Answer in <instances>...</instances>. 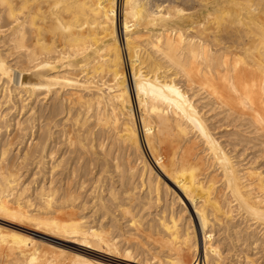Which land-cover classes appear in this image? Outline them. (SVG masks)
<instances>
[{
    "label": "bare ground",
    "instance_id": "obj_1",
    "mask_svg": "<svg viewBox=\"0 0 264 264\" xmlns=\"http://www.w3.org/2000/svg\"><path fill=\"white\" fill-rule=\"evenodd\" d=\"M0 218L92 251L0 264H264V0H0Z\"/></svg>",
    "mask_w": 264,
    "mask_h": 264
},
{
    "label": "rangeland",
    "instance_id": "obj_2",
    "mask_svg": "<svg viewBox=\"0 0 264 264\" xmlns=\"http://www.w3.org/2000/svg\"><path fill=\"white\" fill-rule=\"evenodd\" d=\"M120 11V10H119ZM119 24H120V12H119ZM26 169H23V171H25ZM33 172V171H32ZM32 172H30V170H29V177H30V175H31V173ZM24 175H26V172H24ZM29 177H28V175H27V177H25V179H29ZM90 188V187H89ZM89 215H90V213H89ZM0 227H1V229L4 231H14V230H16L15 232L16 233H18L19 232V234H21V233H23V234H21V235H24V236H28V237H31V238H33V239H36L37 241H43L44 243H47V242H49V243H47V245L49 244V247H54V246H57V247H59V248H62V249H65L66 251L68 250V253H73L74 251H80L81 253H85V252H88V253H92V251L91 250H84V249H81L80 247H78L77 245H75L74 246V244L73 243H70V242H68V243H66V241H64L63 242V240H61V239H63V238H61V237H58V238H52V237H54V236H49L51 233H47V232H44L42 229H40V228H38L37 229V227H36V229H37V231H36V229L34 228V226H32V225H29V224H21L20 225V223L18 222H15L14 221V223H8V221H5V220H2V218H0ZM8 223V224H7ZM16 224H17V226H16ZM14 226V227H13ZM6 227H8V228H6ZM26 227V228H25ZM28 227V228H27ZM6 228V229H5ZM11 229V230H10ZM18 230V231H17ZM24 230V231H23ZM40 230H42V233H40L41 231ZM26 233V234H25ZM28 233V234H27ZM46 233V234H45ZM40 235V236H39ZM46 235H48V236H46ZM51 238V239H50ZM61 240V241H60ZM60 244H61V246H60ZM71 244H73V245H71ZM74 249H73V248ZM240 248L242 247V246H239ZM67 248V249H66ZM238 248V247H237ZM236 248V249H237ZM233 254V253H232ZM99 256V255H98ZM100 256H103V255H100ZM111 256H114V255H110V259L112 260V261H121V262H125V263H130L129 261L127 262V260H121V258L123 259V257H121V258H119V256H117V258H116V255L114 256V257H111ZM104 258H106V257H104ZM108 258V257H107ZM113 258V259H112ZM139 261H141V260H139ZM262 262H264V257H263V259L261 260ZM123 262V263H124ZM152 263H153V260L151 261ZM151 263V264H152ZM133 264H135V263H133ZM149 264H150V262H149Z\"/></svg>",
    "mask_w": 264,
    "mask_h": 264
}]
</instances>
